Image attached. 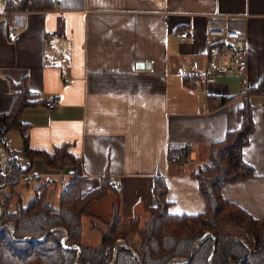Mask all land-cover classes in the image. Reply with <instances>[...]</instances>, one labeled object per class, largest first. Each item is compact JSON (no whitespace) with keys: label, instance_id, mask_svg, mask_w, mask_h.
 <instances>
[{"label":"crops","instance_id":"obj_1","mask_svg":"<svg viewBox=\"0 0 264 264\" xmlns=\"http://www.w3.org/2000/svg\"><path fill=\"white\" fill-rule=\"evenodd\" d=\"M6 2L0 0V112L11 109L12 84L25 78L39 95L21 117L30 145L53 150L69 143L81 158L84 193L103 177L115 187L88 205L83 245L100 244L118 197L123 221L143 224L156 204L158 178L168 185L172 211L202 210L192 174L209 161L211 142L241 125L246 98L254 124L242 154L254 175L226 184L223 197L257 216L264 212V89L246 92L264 76V0H57L35 9H8ZM225 25L244 39L245 86L241 75L203 77L207 29ZM11 28L19 39H9ZM183 30L186 39L177 36ZM194 72L202 79H192ZM6 140L10 149L22 148ZM172 143L189 145L187 160L168 157ZM86 218L98 234L84 233Z\"/></svg>","mask_w":264,"mask_h":264},{"label":"trees","instance_id":"obj_2","mask_svg":"<svg viewBox=\"0 0 264 264\" xmlns=\"http://www.w3.org/2000/svg\"><path fill=\"white\" fill-rule=\"evenodd\" d=\"M6 4L8 9H35L51 7L52 2L7 0ZM12 85L16 90L12 107L0 112V147L7 154L8 172L3 174L0 163V264H264V212L257 216L223 197L226 184L254 175L253 165L242 154L254 124L248 98L240 108L241 125L211 142L209 161L192 174L205 200L202 210L172 211L168 185L158 178L154 184L156 204L147 208L149 217L143 224L139 218L123 221L118 197L101 228L100 244L86 246L82 244L83 217L89 214L92 200L115 189L111 178L103 177L99 186L84 193L81 158L69 143L53 150L33 148L25 134L28 124L21 117L26 107L38 103L39 95L25 78ZM263 89L264 76L246 92ZM12 128L22 132L20 150L7 144L6 134ZM168 151L170 159L185 161L190 148L187 143H172ZM36 159L51 170L69 173L67 185L57 204L49 201V188L41 184L36 190L43 189L28 203L19 201L12 210L10 200L22 179L20 174L30 171ZM4 187L11 192L5 194ZM226 222L243 227V232L220 231ZM207 232L210 235L204 236ZM119 239L124 243L116 246Z\"/></svg>","mask_w":264,"mask_h":264},{"label":"built area","instance_id":"obj_3","mask_svg":"<svg viewBox=\"0 0 264 264\" xmlns=\"http://www.w3.org/2000/svg\"><path fill=\"white\" fill-rule=\"evenodd\" d=\"M52 3L57 2V0H50ZM21 36L20 32L11 28L9 29V39L17 40ZM177 36L181 39H186L189 37L188 30H183L177 32ZM244 41L240 37L239 32L230 26H210L207 29V43H208V67L205 71L204 78L209 82H214L220 75H241V85H246V74H247V51L246 47L241 45ZM192 79L201 80L202 76L199 72H194ZM49 107L55 108L58 103L52 100L46 102ZM0 163L3 174H8L6 171V161L7 154L5 150L0 147ZM169 157V154H168ZM21 178L26 182H31L33 180L39 179L40 183L46 187L60 184L61 188L67 185V179L65 176L68 174L63 173H31L24 172L20 174ZM114 185H118L119 181H113ZM51 202V200H50ZM120 240V239H119ZM117 241L116 246L121 243Z\"/></svg>","mask_w":264,"mask_h":264},{"label":"rangeland","instance_id":"obj_4","mask_svg":"<svg viewBox=\"0 0 264 264\" xmlns=\"http://www.w3.org/2000/svg\"><path fill=\"white\" fill-rule=\"evenodd\" d=\"M8 138L11 140V146L12 147H18V148L23 147V138H22L21 130H19L17 128L10 129L9 133L6 134V139H8ZM21 162L23 164H26V161L24 160L23 157H21ZM39 164L45 165V164H43V162L41 160H36L34 166L31 168V170L29 172L37 173L36 171L40 170ZM43 172L44 173H47V172L63 173V174H68V176H65V179H67L69 177V173L64 172V171L51 170V168L48 166H46L45 169L40 170V173H43ZM40 185H41V183H40L39 179L33 180L31 182H26L25 180L21 179V181L14 188L15 192L13 193L11 200H10V209H12V210L15 209L16 205L19 201H21L23 204H26L36 194L37 191L40 192L43 189V188H40V189L36 190ZM60 187L61 186L59 183H57L56 185H52V186L48 187L49 189H54V191H55L53 196L50 195L54 199L56 197L55 204L58 203L57 198L59 197V194H60ZM4 191H5V194H7V193L9 194L11 192V189L9 187H6ZM58 191H59V194H58ZM48 195H49V192H48ZM4 196H3V198H4ZM100 208H101V211L103 213L104 210L106 209V206H104L103 203H100ZM243 230L244 229L241 226L226 222V223L222 224L220 231L227 232V233H233V234H241L243 232ZM89 231H92V230L90 229L89 224H88V220L86 218L85 224H84V233L88 235ZM93 232H94V235L98 234L97 231H92V234H93ZM135 240H137V239H135Z\"/></svg>","mask_w":264,"mask_h":264},{"label":"water","instance_id":"obj_5","mask_svg":"<svg viewBox=\"0 0 264 264\" xmlns=\"http://www.w3.org/2000/svg\"><path fill=\"white\" fill-rule=\"evenodd\" d=\"M210 235L209 232H207L204 236ZM119 241H121V243H124V240L120 239ZM116 256V255H115ZM115 261V258H114ZM113 264V263H112Z\"/></svg>","mask_w":264,"mask_h":264}]
</instances>
